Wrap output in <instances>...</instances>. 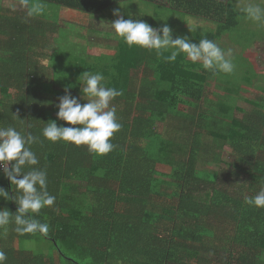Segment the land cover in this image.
I'll list each match as a JSON object with an SVG mask.
<instances>
[{"label":"trees","instance_id":"obj_1","mask_svg":"<svg viewBox=\"0 0 264 264\" xmlns=\"http://www.w3.org/2000/svg\"><path fill=\"white\" fill-rule=\"evenodd\" d=\"M125 1L28 0L23 11L0 6V127L40 138L31 148L56 197L31 214L49 225L47 236L0 226L6 264H264V208L245 202L264 188V85L256 83L264 71L242 79L259 92L246 97L231 74L205 70L184 54L170 62V52L157 55L118 36L113 49L88 60L63 44L66 28L77 27L61 16L86 19ZM145 1L215 22V29L198 28L191 43H216L245 21L240 0ZM37 4L42 12L32 11ZM85 71L103 74L106 87L122 92L112 102L122 127L106 155L42 136L51 121L69 126L56 115L65 88L87 103ZM225 152L233 155L227 167L198 168L219 165ZM0 188L18 195L2 169ZM17 207L0 196V209L15 215Z\"/></svg>","mask_w":264,"mask_h":264},{"label":"clouds","instance_id":"obj_2","mask_svg":"<svg viewBox=\"0 0 264 264\" xmlns=\"http://www.w3.org/2000/svg\"><path fill=\"white\" fill-rule=\"evenodd\" d=\"M22 3L26 5L28 0H22ZM32 11L42 12L43 6L37 4ZM242 12L246 19L264 23V0H250ZM113 15L118 18L110 25L128 46L139 45L155 50L157 55L170 52L166 57L170 62L184 54L192 63L200 62L205 70L226 74L235 70L230 51L225 52L212 40L203 38L198 43H191L187 37L176 36L173 39L172 29L167 25L156 29L141 20L125 19L118 10ZM189 31L195 32L197 29L193 27ZM83 79V93L89 97L87 103L81 104L65 88L64 95L58 98L56 115L58 120L69 126H58L55 121H51L42 129V136L51 142L64 141L76 146L85 145L90 152L106 155L115 147L111 138L122 127L117 118V109L112 104L122 92L114 87H106L105 77L101 73L85 71ZM39 142L40 138L30 132L22 134L11 126L0 127V169L18 192L16 196H9L7 191L0 188V196L7 197L18 205L15 215L7 209H0V226L14 223L15 231L19 234L38 232L47 236L49 225L41 223L31 215L38 214L46 206L51 207L56 200L48 191L47 172L37 167L39 159L31 148ZM9 162H12L11 167ZM25 168L29 170L25 171ZM245 202L250 206L264 208V188L254 197L246 198ZM6 261L7 254L0 249V264H6Z\"/></svg>","mask_w":264,"mask_h":264},{"label":"rangeland","instance_id":"obj_3","mask_svg":"<svg viewBox=\"0 0 264 264\" xmlns=\"http://www.w3.org/2000/svg\"><path fill=\"white\" fill-rule=\"evenodd\" d=\"M250 0H240L239 6H246ZM17 2L15 0H0V6L11 11H23L25 10V4ZM63 9V7H61ZM65 9V8H64ZM119 11L120 15L125 19L141 20L147 24L153 25L156 29L167 25L172 29L173 39L176 36L187 37L190 42H194L192 36L195 32H190L193 27L198 28H212L215 29V22L202 17H193L186 15L183 12L174 11L164 6L153 4L145 0H128L125 2H119L109 6L102 12L96 15H88L86 19L77 14L71 13L69 17H62L63 21L69 24L76 25L77 28H66L67 38L66 41L62 40L63 44L71 45V48H78L77 50L86 56L88 60L92 58L94 54H99L100 49L110 48L113 49L118 40V35L111 27V23L118 17L113 15L114 11ZM66 12H69L66 10ZM65 13V12H64ZM66 14V13H65ZM245 19L235 29L224 32L217 40L216 43L225 52L231 53L235 70L231 73L232 80L235 84H241L240 90L245 91L242 93L246 97H256L259 93L256 89H249L247 84L242 82V79L247 73L264 71V23H257ZM64 25V24H63ZM70 30V31H69ZM92 30V31H91ZM99 31V33L94 32ZM86 42V43H85ZM50 47L57 46L56 43L51 42ZM261 77V76H260ZM251 78V76H250ZM211 84L209 89L212 92H216L214 80L210 79ZM257 84L264 85V77L260 78ZM248 88V89H247ZM86 103V102H85ZM237 103L244 107H249L248 103L243 100H238ZM167 126L164 127V130ZM233 155L228 152L224 153V161L215 166L207 163H199L198 168L207 171L220 170L229 165V161L232 160ZM27 244L33 247L42 246L37 241H27ZM26 244V245H27Z\"/></svg>","mask_w":264,"mask_h":264}]
</instances>
